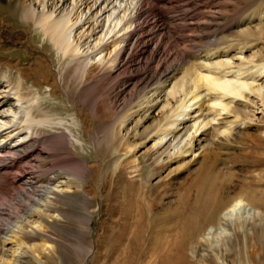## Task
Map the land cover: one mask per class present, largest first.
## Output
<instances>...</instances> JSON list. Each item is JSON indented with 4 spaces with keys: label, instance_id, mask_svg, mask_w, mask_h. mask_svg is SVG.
Returning a JSON list of instances; mask_svg holds the SVG:
<instances>
[{
    "label": "rangeland",
    "instance_id": "obj_1",
    "mask_svg": "<svg viewBox=\"0 0 264 264\" xmlns=\"http://www.w3.org/2000/svg\"><path fill=\"white\" fill-rule=\"evenodd\" d=\"M0 4V17L8 26L5 29L17 32L21 23L13 17L9 19L8 10L3 6L6 3L0 0ZM136 20H140L141 26L127 40L128 44L134 41L133 47L120 57L116 71L103 72L97 65H91L82 89L75 83L66 84L60 80L53 84L52 90L51 86L46 87L51 82L40 76V71H33L41 64L36 56L46 54L51 60L52 78H55L58 67L54 52L50 50L49 42L44 43L29 27L26 44L0 36V67L10 70L12 76V69L19 70L28 89L37 88L42 93L53 91L42 100L38 116L48 114L62 119L80 144L54 141L55 149L61 154L71 153L76 162L84 161L87 167L79 184L72 180L71 189L46 197L50 206L48 212L54 211L58 219L44 220L43 235H37V238L24 235L26 244L44 240L52 245V249L43 254L41 263H36L32 253L27 251L15 264H196L187 260L189 246L212 226L200 218L199 211L205 213L201 210L205 209L202 202L196 203L200 192L194 183L205 164L212 173L220 171L217 179L222 184L217 205L241 196L244 209L252 212L254 222L259 218L253 212L264 218V96L251 98L243 117L245 125L231 128L229 137L201 141L204 147L198 150L196 147L194 156H159L151 148L150 140L130 152L125 148L127 140L139 142V138H132L130 132L131 138L126 134L131 123L125 130L120 129L124 118L141 112L148 90L158 84L164 73L176 69V77H179L182 63H191L199 51L209 49L210 42L215 43V38L228 39L219 45H231L237 39V32L245 27H261L264 32V0H169L154 4V9ZM160 25L171 30L162 29ZM260 37L250 38L242 50L245 56L256 53L255 62H264V34ZM154 117L160 123L164 122L162 113ZM72 118L75 125L71 126ZM57 130L63 131L62 127ZM47 132V129L40 130L41 135ZM249 136L259 138L251 141ZM40 144L41 141L36 143V147L41 148ZM43 149L32 151L27 157L30 163L24 164L26 172L30 171L27 174L32 177L42 178L52 169L58 171L65 167L62 160L54 161ZM10 172L13 173L12 170L4 173L7 178H1L0 190L13 188ZM200 196L202 201L205 193ZM8 214L4 213L5 220L0 219V223L13 221ZM189 219L195 220L193 231L192 225H188L191 224ZM254 222H249L243 230L253 232ZM227 228L234 230V226ZM189 231L192 232L191 239L182 241ZM259 231L257 236L262 242L261 229ZM227 244L224 248L229 249H225V255L236 256L234 259L225 256L224 260L229 264H264V247L260 259L254 254L249 261L248 254L246 258L240 256H244L245 250L242 252L238 247L236 236ZM205 246L198 247L199 255L202 251L207 253ZM181 257L185 258V263H181ZM206 259L210 264L214 263L212 257Z\"/></svg>",
    "mask_w": 264,
    "mask_h": 264
},
{
    "label": "bare ground",
    "instance_id": "obj_2",
    "mask_svg": "<svg viewBox=\"0 0 264 264\" xmlns=\"http://www.w3.org/2000/svg\"><path fill=\"white\" fill-rule=\"evenodd\" d=\"M2 2L6 3L3 6L8 10L9 19L13 17L18 20L21 27L17 32L7 30L5 28L8 26L0 17V36L3 35L12 42L26 44L28 41L26 31L29 27L44 43L49 42L58 67L56 77L52 78L49 69L51 60L49 61L46 54L43 57L40 54L39 58L36 56L41 64L39 67L34 66L38 68L33 71H40L42 74L40 76L51 82L46 86L47 88L51 86V90L57 80L66 84L75 83L82 89L87 83L91 65H97L103 72L117 69L120 57L127 49L133 47L134 41L127 43L129 36L141 26L136 22L137 14L142 13L141 9L148 3L146 0H2ZM263 34L261 27H245L237 32V39H234L235 42L231 45H219L228 39L215 38V43L209 41L212 46L209 45V49L199 51L191 63H182L183 69L179 77H176V69L164 73L158 84L148 90L141 112L121 121L120 129L125 130L127 124L131 123V127L126 128V134L128 136L132 134V138H139V142L127 140L126 150L134 152L140 144L150 140L151 148H154L159 156L166 154L173 158H185L188 155L194 156L196 150L204 147L201 141L208 139L217 141V138L229 137L232 135L231 128L245 125L243 117L249 102L252 101L251 98L264 96V62H255L256 53L251 52L245 56L242 50L245 49L244 43L250 38L260 39ZM0 68V180L3 177L7 178L4 176L6 171L13 172L9 179L13 188L5 187L0 190V219L3 220L2 216L4 213L8 214L7 212L10 218H13L12 222L0 223V257L3 260L0 264H15L27 251L32 253L31 256L36 263H41L43 254L52 249V245L44 240L37 244H26L24 235L37 238V235H43L44 220L49 219L52 222L58 219L54 211L48 212L50 206L47 205L46 197L71 189L69 184L72 180L79 184L84 179L87 167L84 161L76 162L71 153L61 154L55 149L57 144L54 141L63 143L72 141L74 144H80V140L74 137L62 119L50 117L48 114L38 116L42 100L53 94V91L42 93L37 88L28 89L27 85H24L26 80L19 70L12 69L14 74L12 76L10 70L2 69V66ZM158 113H162L163 123L154 117ZM73 121L72 118L71 123L69 122L71 126L75 125ZM59 127H62L63 131L57 130ZM42 129H47L48 132L41 135ZM258 138L248 137L251 141ZM38 140L41 141V148H36L37 150L44 148L46 154L52 156L54 161L62 160L65 166L58 171L52 169L49 174L44 173L45 176L42 175V178L32 177L27 174L29 170L26 172L24 169L25 165L30 163L27 157L32 153L29 151L34 149V142ZM27 148L31 149L25 150ZM207 165L201 167L198 178H195L197 181L193 183L200 194L205 193L202 201L199 198L200 194L197 196L198 201L196 200L197 204L202 202L204 205L202 208H205L201 209L205 210L204 214L199 211L200 218L212 226L202 230L201 237L200 234V238L196 237L199 241L195 239L194 244L189 246L190 255L187 260L191 259L196 264H210L206 259L210 256L213 264H229L224 260L225 256H233V259L236 256L225 255V249L229 248L224 247H227V243L235 236L240 250L242 252L245 250L244 256L240 255L241 257L246 258L248 254L249 260V257L256 254L260 259L264 247V218L260 217V213L253 212L256 218H259L255 223L252 212L244 209L245 204L241 196L227 204L221 203L222 206L217 205L218 192L222 184H219V178L217 179L220 171L217 174L212 173ZM0 183L2 184V181ZM41 196L45 198L42 199ZM189 220L191 224L188 225H192L193 231L196 228V223L193 222L195 220ZM249 222L255 223L254 230L250 233L243 230ZM229 225L231 228L234 226V230L229 231L227 228ZM257 227L261 229L263 243L258 239L260 231ZM186 235L182 241L190 238L192 232L189 231ZM204 245L207 253L202 251L199 255L198 247L203 248ZM185 258H180L181 263H185Z\"/></svg>",
    "mask_w": 264,
    "mask_h": 264
}]
</instances>
